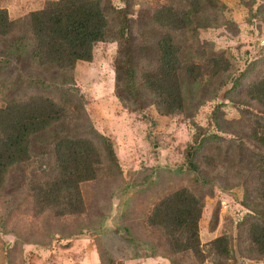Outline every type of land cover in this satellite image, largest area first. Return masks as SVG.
Instances as JSON below:
<instances>
[{
	"label": "rangeland",
	"instance_id": "rangeland-1",
	"mask_svg": "<svg viewBox=\"0 0 264 264\" xmlns=\"http://www.w3.org/2000/svg\"><path fill=\"white\" fill-rule=\"evenodd\" d=\"M47 1L0 0V9L19 20ZM102 1L108 38L96 43L91 61L75 63L59 89L19 84L13 64L0 63V106L39 92L65 102L75 116L79 104V122L88 126L81 135L90 136L101 159L96 176L79 184L83 211L65 215L40 211L27 184L33 173L46 178L52 157L34 156L10 172L0 188V264H264V255L249 242L250 225L264 216V203L251 187L233 180L240 172L245 180L244 164L264 167L256 151L261 148L249 136L264 125V103L248 94L264 76V0H219L222 12L210 13L215 25L180 37L187 39L188 64L197 63L200 73L183 84V111L168 115L118 97L122 84L117 89L114 62L123 34L131 28L141 38L148 31L142 26L146 15L171 0ZM200 140L194 161L211 184L197 183L199 171L186 163L188 148ZM236 141L251 146L242 145V164ZM108 142L115 160L107 153ZM178 188L204 196L198 231L203 254L197 256L173 252L147 222L154 205ZM221 235L226 259L212 252L211 241Z\"/></svg>",
	"mask_w": 264,
	"mask_h": 264
},
{
	"label": "trees",
	"instance_id": "trees-1",
	"mask_svg": "<svg viewBox=\"0 0 264 264\" xmlns=\"http://www.w3.org/2000/svg\"><path fill=\"white\" fill-rule=\"evenodd\" d=\"M222 7L219 0H171L146 15L142 26L148 31L141 32V38L130 28L127 37L123 34L114 62L117 89L122 84L117 96L132 98L137 108L153 105L163 115L183 111V84L195 82L200 70L197 63L188 64L187 39L180 37L215 25L216 17L212 22L210 13L222 12ZM108 33L109 20L102 0H48L42 8L19 20L9 19L6 10L0 9V63L13 64L14 80L19 84L56 90L63 81H69L67 74L77 61L92 60L94 46L105 41ZM55 73L62 75L53 80ZM248 94L264 103V76L253 82ZM75 109L76 116L65 102L40 92L0 106V188L16 166L21 169L34 156L52 157L53 165L44 173L46 178L39 179L33 173L28 180L35 206L40 211L53 209L58 215L83 211L79 184L96 176L101 159L90 136L81 135L88 126L79 122V104ZM249 136L261 148L256 151L264 164V125L253 128ZM202 143L200 140L188 148L186 163L193 171H201L197 183L211 184L194 161ZM105 145L109 157L115 160L112 144ZM242 145L251 148L236 141L238 153L241 150L239 164L246 159ZM255 165L252 168L244 164L245 180L240 181L241 172L238 177L233 174V180L251 187L264 203V167ZM228 175L231 177L232 173ZM203 207V194L178 188L154 205L147 222L163 233L173 252H192L197 256L202 253L198 231ZM258 217L262 219L255 218L250 225L249 242L264 255V216ZM225 238L218 236L211 245L214 254L226 259L229 251Z\"/></svg>",
	"mask_w": 264,
	"mask_h": 264
},
{
	"label": "built area",
	"instance_id": "built-area-1",
	"mask_svg": "<svg viewBox=\"0 0 264 264\" xmlns=\"http://www.w3.org/2000/svg\"><path fill=\"white\" fill-rule=\"evenodd\" d=\"M262 43H264V40H262Z\"/></svg>",
	"mask_w": 264,
	"mask_h": 264
}]
</instances>
